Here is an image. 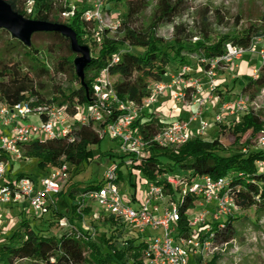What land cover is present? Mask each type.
<instances>
[{
    "label": "trees",
    "instance_id": "1",
    "mask_svg": "<svg viewBox=\"0 0 264 264\" xmlns=\"http://www.w3.org/2000/svg\"><path fill=\"white\" fill-rule=\"evenodd\" d=\"M6 1L14 11L26 18L63 23L71 27L77 33L79 44L89 47L91 59L84 67L82 80L76 72L75 65V59L80 54L73 51L68 37L54 31L35 32L31 44L26 45L12 36L14 45L1 52L0 101L11 106L23 102H30L33 106L66 105L70 114H76L80 106L85 107L90 103L94 81L105 69L117 94L124 100L140 104L150 94L151 85L163 81L171 68L177 67L178 70L182 65L188 64L185 52L192 51L197 56L199 64L206 66V63H201V59L208 60L223 55L227 43L248 46L253 37L262 36L260 31L264 32L263 14L260 26L251 25L242 32L211 37L209 10L206 9L202 20L196 21L200 27L198 33L190 30L188 24L182 22L174 26L173 38L167 40L158 35L159 28L173 23L177 16L182 15L189 8L188 0H157L153 18L147 26L138 24V21L140 13L148 7L149 0H131L126 12L121 16V24L117 31L114 34H105L99 46L92 36L94 24L83 17L88 5L85 0H75L74 7L65 0H33L32 13L27 12L26 0ZM65 11L74 12L69 20L60 17ZM216 12L218 22L222 24L224 18L220 15L219 9ZM37 35L63 39L68 44L70 56L60 57L54 61V67L49 68L41 59V52L43 50L50 52L52 49L49 45L38 44L35 40ZM94 50H97L96 54ZM20 51H23L22 59L18 57L17 52ZM115 57L118 58L116 62L113 61ZM62 72H70L78 86L69 87L67 90L56 87L48 98L42 93L45 86L41 77L45 75L53 77L55 73ZM260 90H264V62L257 76L246 82L242 93L255 100ZM258 112L259 109L255 111L253 108L249 113L241 114L232 129L237 140L248 131H251L253 136L260 132L264 124ZM165 124L162 118L149 113L148 110H144L135 122L146 139L156 134ZM101 126L103 125L94 123L77 124L73 127L71 138H37L23 145V155L27 158H37L40 168L45 172L44 175L64 163L79 166L92 158L89 145L100 144L105 137L100 133ZM225 150L219 136L213 140L195 136L175 149L151 145L148 157L140 162L134 159L131 166L138 168L148 180L154 179L158 172L168 169L187 176L196 174L226 176L230 193L235 198L238 208L264 206V172L256 167V160L264 155V151L257 148L229 155L220 154V151ZM127 155L122 156V161ZM160 156L167 157L173 164L167 167V164L160 162ZM8 158L6 153L0 152V161ZM10 165L14 166V162ZM177 167L180 168L179 171ZM118 174L120 182L121 174ZM21 176L24 175L17 177ZM101 184L102 181L91 183L68 192L71 199L72 223L82 214L76 197ZM64 203L67 202H63V206L56 203L49 214L65 216L63 209L67 205ZM191 204L192 198L187 197L180 208L182 214L180 226L186 234L189 227L185 211ZM106 216L107 219L101 225H110L113 233L103 240L99 238L85 240L69 232L60 236L44 235L31 228L29 221H24L8 236L7 242L0 245V264H20L24 260L41 264H144L142 259L144 243L142 241L138 243L136 237L121 239L124 233L129 234V229L119 220L120 226L113 215ZM224 224L225 228L219 233L218 239L228 243L236 235L233 217H228ZM197 263L202 264V261L198 259ZM208 264H217L216 259Z\"/></svg>",
    "mask_w": 264,
    "mask_h": 264
},
{
    "label": "built area",
    "instance_id": "2",
    "mask_svg": "<svg viewBox=\"0 0 264 264\" xmlns=\"http://www.w3.org/2000/svg\"><path fill=\"white\" fill-rule=\"evenodd\" d=\"M26 1L27 12L32 13L34 1ZM65 1L75 6V0ZM85 1L88 5L83 17L94 24L92 36L100 46L105 34L117 31L121 18L114 19L111 15L112 0ZM73 13L65 11L62 16L70 18ZM261 38L253 37L248 46L227 43L223 55L201 59L206 66L195 68L190 64L182 65L175 72H170L169 82L152 84L150 94L140 104L124 100L117 94L106 69L94 81L90 103L80 106L76 114H70L66 105L33 106L30 102H23L11 106L0 101V126L4 130L0 134V152L9 157L0 161V206H22V210L30 207L38 216L51 212L64 181L70 175L69 165L64 163L55 167L38 180L26 175L13 177L8 173V165L24 157V144L37 138H71L73 127L77 124H102L101 135L118 139L122 153L131 156L129 163L148 157L151 145L175 148L187 143L193 137L190 125L195 120H199L195 136H201L212 123L203 118L206 105L221 99L218 93L219 72L230 71L235 75L237 61L248 52L259 56L263 63ZM117 60L115 57L113 61ZM257 74L258 71H255L254 76ZM166 94L184 106L194 104L195 108L187 119L168 122L146 139L135 122L144 110L151 108ZM253 102L249 96L240 93L232 101H224L220 105L213 122L221 124L229 117L249 113L253 108L257 111ZM256 147L264 151V126L258 133ZM256 167L264 172V155L256 160ZM118 173L117 167L109 169L101 186L82 193V199L77 202L79 211L86 208L87 201H93L104 208L105 214L122 221L129 234L137 238L147 228L162 229V234L142 240L144 264H187L192 256L204 262L226 244L218 239L219 233L225 228L224 221L238 209L226 176H187L169 169L158 172L154 179L147 182V196L139 200L138 207H135L132 202L136 201V193L129 196L121 192ZM187 197L192 198L191 206L185 211L188 234L180 226V208ZM193 209L197 210L189 214Z\"/></svg>",
    "mask_w": 264,
    "mask_h": 264
},
{
    "label": "rangeland",
    "instance_id": "3",
    "mask_svg": "<svg viewBox=\"0 0 264 264\" xmlns=\"http://www.w3.org/2000/svg\"><path fill=\"white\" fill-rule=\"evenodd\" d=\"M129 1L131 0L112 1L111 15L114 19L121 18L122 14L126 12ZM188 2L189 8L185 10L182 15L177 16L173 23L161 26L158 30V35L167 40H171L173 38L174 26L182 22L187 23L190 30L198 33L200 27L197 25L196 21L202 20L206 9L209 10L208 22L212 32L211 37L242 32L251 25L260 26V19L264 14V0H188ZM156 5L157 0H149L148 7L139 15L138 24L144 26L150 24ZM217 9H219L220 15L224 18L222 24L218 22ZM60 17L63 20L70 19L62 16ZM260 35H262L261 46H264V32L260 31ZM12 38L9 31L0 27V58L3 50L14 45ZM35 40L38 44L49 45L51 47L52 51L48 52L47 50H43L41 52V59L49 68H53L54 61L60 57L70 56L68 44L63 39L37 35ZM17 50H19V48ZM96 52L97 50H94V54H96ZM17 53L18 57L22 59L23 51ZM250 56V52L246 53L244 56V60L250 61L248 69L259 70L262 65V59L258 56L259 58L253 57L254 59L251 60ZM185 57L189 61L188 64L193 65L195 68L200 66L197 56L192 51L185 52ZM235 75L238 76V78L234 79L231 75L230 78H228L229 87L239 92L249 80V76L244 73L239 74L237 71ZM41 81L45 86L42 93L48 98L56 87L67 90L69 87L74 88L78 86V84L74 82L70 72L55 73L53 77L45 75L41 77ZM234 89H230L228 92H233ZM254 102V106L259 109L258 113L264 124V90H260ZM215 114L216 110L213 106V102H208L203 118L212 121V123L201 137L211 140L218 136H222L223 145L226 150L220 151V154L229 155L232 153L244 152L249 149H257L258 134L253 136L252 132L248 131L241 136L240 140H237L236 134L232 130L235 122L231 126L224 124L220 125L222 129L221 133H219V124L213 122ZM240 116L241 115H239V117ZM2 128L3 127L0 126V132L4 131ZM191 129L192 127L190 126V130ZM88 149L92 151V158L90 161H84L79 166L67 163L69 165L70 175L68 179L64 181L60 195L56 197L58 206H63V202H67L64 203V205L67 206L63 209L65 216L59 217L55 214L38 216L30 207H27L26 210H22V206H12L11 204L1 205L0 245L7 242L8 236L19 228L24 221H29L31 228L44 235L60 236L63 233L69 232L75 233L85 240L98 238L103 240L104 238H109L113 233L110 229V225H101L108 216H106L104 208L93 201H87L84 213L80 211V213H82L80 215L81 217L79 219H74V223L71 222V199L68 196V192L74 188H83L91 183L101 182L106 171L115 167H117V171L121 174L119 182L121 192L129 196L136 193V201L132 202V204L138 207L139 200L142 201L147 196L148 179L138 168L131 166V163L128 161L131 156L127 155L124 161H122V156L124 154L120 148V141L105 136L100 144L89 145ZM159 160L161 163L167 164V167L173 164L170 159L164 156H160ZM42 170L37 158H27L25 156L19 161H16L14 166L11 167L10 164L8 165V173L13 177L23 174L36 180L45 174ZM177 170L179 171L180 168L177 167ZM81 199L79 194L75 200L78 202ZM195 210H190L189 214H192ZM232 217L233 225L236 228L235 237L230 242L223 245L208 259V261L202 262V264H208L215 259L217 264H264V206H253L249 209L238 208L234 211ZM114 220L121 226L119 220ZM139 234L140 238L137 239L138 243L144 238L162 234V229L147 228L144 232ZM136 236L138 235L136 234ZM127 237L132 238L134 236L124 233L121 239ZM20 264L41 263L24 260ZM187 264L198 263L195 257L192 256Z\"/></svg>",
    "mask_w": 264,
    "mask_h": 264
},
{
    "label": "crops",
    "instance_id": "4",
    "mask_svg": "<svg viewBox=\"0 0 264 264\" xmlns=\"http://www.w3.org/2000/svg\"><path fill=\"white\" fill-rule=\"evenodd\" d=\"M245 56V55H244ZM243 58L237 61V67L236 71L239 72V74H246L249 76V79L254 77L255 71H258L257 69L250 70L248 69V66L250 65V61H246ZM257 58L258 56L251 53V60L254 58ZM259 58V57H258ZM177 67H173L170 69V72H175ZM170 72H168L164 78L163 82H169L171 79ZM195 75L202 76L201 73H195ZM230 75L232 78L236 79L238 76L233 75L230 71H220L219 72V95L221 97L220 101L213 102V106L216 110V113L219 111L220 105L224 101H232L235 97H237L240 93H242V90L239 92L236 91L234 88L229 87V79ZM249 81V80H248ZM234 89L233 92H228V90ZM234 94V95H232ZM195 105L190 106H184L183 103L173 100L169 94L163 95L159 98V101L152 105L151 108L147 109L148 112L154 113L156 116H159L163 119L165 123L171 122L176 119H187L191 112L194 110ZM239 120V116H231L229 117L224 125L231 126L234 122L236 123ZM234 123V124H235ZM192 129L190 130V133L195 137V132L199 126V120H195L190 125ZM219 126V133H221V126ZM220 137V141L223 143L222 136ZM203 138V137H202ZM206 140H210L208 138H205ZM213 140V139H211Z\"/></svg>",
    "mask_w": 264,
    "mask_h": 264
},
{
    "label": "water",
    "instance_id": "5",
    "mask_svg": "<svg viewBox=\"0 0 264 264\" xmlns=\"http://www.w3.org/2000/svg\"><path fill=\"white\" fill-rule=\"evenodd\" d=\"M0 27L26 45L31 44L35 32L54 31L68 37L73 51L80 54L75 59V65L78 76L83 80L84 67L91 59L90 49L86 45L79 44L77 33L68 25L26 18L14 11L6 0H0Z\"/></svg>",
    "mask_w": 264,
    "mask_h": 264
}]
</instances>
